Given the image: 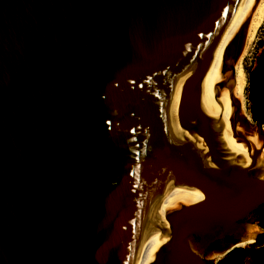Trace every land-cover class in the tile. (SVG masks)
<instances>
[{
    "label": "water",
    "instance_id": "obj_1",
    "mask_svg": "<svg viewBox=\"0 0 264 264\" xmlns=\"http://www.w3.org/2000/svg\"><path fill=\"white\" fill-rule=\"evenodd\" d=\"M241 1L0 0V264H133L153 204L204 184L154 264H186L182 246L210 264L264 206L257 114L244 169L210 119L211 53Z\"/></svg>",
    "mask_w": 264,
    "mask_h": 264
},
{
    "label": "bare ground",
    "instance_id": "obj_2",
    "mask_svg": "<svg viewBox=\"0 0 264 264\" xmlns=\"http://www.w3.org/2000/svg\"><path fill=\"white\" fill-rule=\"evenodd\" d=\"M263 24L264 0H242L218 37L210 58L214 83V109L210 119L226 118L229 121L231 130L219 141L224 145L229 143L234 148V152L229 153L242 160L235 167L236 169L246 168L251 155L256 151L254 146L245 143L242 139L249 136V130L241 124L240 118L244 116L252 123L247 110L248 74L245 59ZM237 60L234 83L227 84L221 93L220 88L227 81L228 69ZM237 123H239V131L236 130ZM248 139L254 144L260 143L257 133ZM256 168L264 173V150ZM210 197L211 187L206 184L191 189H181L174 195L160 197L150 208L141 225L133 264H154L161 251L168 245L174 227L187 220L186 208L207 201ZM242 204V208L249 205V203H240ZM210 237L209 234L202 235V242H207ZM247 242L239 247H247L254 243L253 240ZM192 245V247L196 246L194 243ZM181 252L186 264H198L195 252L192 251L191 257L186 246H182Z\"/></svg>",
    "mask_w": 264,
    "mask_h": 264
},
{
    "label": "rangeland",
    "instance_id": "obj_3",
    "mask_svg": "<svg viewBox=\"0 0 264 264\" xmlns=\"http://www.w3.org/2000/svg\"><path fill=\"white\" fill-rule=\"evenodd\" d=\"M252 48L250 49L248 56L245 59V65H246V71L248 74V88H247V110L249 111V116L251 119L254 120L252 114H251V91L253 88V77L255 79H260L261 74H262V68L260 67L261 60L263 57V51H264V24L260 28L257 38L254 41L253 45L251 46ZM253 215V214H252ZM251 215V216H252ZM249 216L248 218L244 220H240L238 222V225L240 227V231L236 232L235 234H228L230 240L236 239L238 242H243V237L246 234H250L253 232V228H249L248 226V219L251 217ZM249 228V230H248ZM251 230V232H250ZM220 241L214 240L210 244V246L205 247L204 253H203V258L206 261H209L210 264H214L213 260L212 262L210 261L212 257L216 256L218 257L220 253L219 246L223 243L221 239H218ZM195 245L197 244L196 242L194 243ZM260 247V248H257ZM236 264H264V240L261 241V243L256 245V249H249L245 248V250L240 254L239 259L236 261Z\"/></svg>",
    "mask_w": 264,
    "mask_h": 264
},
{
    "label": "flooded vegetation",
    "instance_id": "obj_4",
    "mask_svg": "<svg viewBox=\"0 0 264 264\" xmlns=\"http://www.w3.org/2000/svg\"><path fill=\"white\" fill-rule=\"evenodd\" d=\"M260 62V67L262 68L261 78L255 79L253 77V88L251 91L250 99L253 100L255 106V111L252 110L251 107V114L253 118L255 112L260 122L264 126V51L262 60ZM247 224L250 229L253 228V232H251L250 234H246L243 237V242H238L235 238L230 240L229 236L227 235L223 236L221 238V240H223V243L218 248L220 249V251L218 252L220 254L218 257H212L210 260L211 262L215 260L214 264H236V261L239 259L240 254L245 250V248H249L251 250L256 249V245L264 240V206L260 207L253 213V215L248 219ZM251 240L254 241L253 244L247 245V247L243 248L239 247L242 243H248L247 241ZM216 241L220 240L216 239Z\"/></svg>",
    "mask_w": 264,
    "mask_h": 264
}]
</instances>
